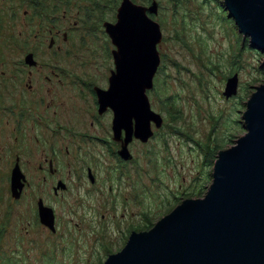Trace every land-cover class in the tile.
Masks as SVG:
<instances>
[{"label":"rangeland","instance_id":"obj_1","mask_svg":"<svg viewBox=\"0 0 264 264\" xmlns=\"http://www.w3.org/2000/svg\"><path fill=\"white\" fill-rule=\"evenodd\" d=\"M122 1L0 0V48L7 47L0 54V63L21 61L27 49L36 47V33L48 36L54 25L61 29L64 24L75 28L68 45L74 54L68 58L60 55L55 62L73 63L82 77L86 73L83 78L106 85L114 69L111 51L115 47L103 24L116 20ZM133 1L143 6L156 1L160 6L154 20L163 32L158 45L161 65L148 95L163 124L161 130L153 127L156 136L149 143L134 145V166L128 167L126 175L107 174L116 197H107V215L114 214V204L118 206L114 217L122 230L130 221L145 226L149 223L145 218L155 224L179 200L204 197L202 193L212 184L207 174L214 167L206 162L205 149L210 146L220 152L245 135L246 103L264 83V54L240 33L223 0ZM38 57L40 61L51 58L41 52ZM234 74L239 75L238 94L227 99L223 95L226 81ZM82 191L76 184L75 193ZM119 195L129 200L120 204ZM7 199L5 204L0 202V264H103L107 260L100 248L104 239L110 253L124 247L118 241L116 224H108L102 234L78 227L82 216L65 210L60 212L56 249L42 240L40 235L46 232L22 219V213L11 209L14 206ZM84 201L75 195L73 208ZM60 207L66 206L60 203Z\"/></svg>","mask_w":264,"mask_h":264},{"label":"flooded vegetation","instance_id":"obj_2","mask_svg":"<svg viewBox=\"0 0 264 264\" xmlns=\"http://www.w3.org/2000/svg\"><path fill=\"white\" fill-rule=\"evenodd\" d=\"M116 21L117 16L111 23ZM62 25L61 29L54 25L48 36L36 33V47L27 49L21 61L0 63V202L5 204L8 197V205L14 206L11 209L21 212L22 219L34 228L44 230L42 240L56 249L60 212L65 210L82 216L78 227H90L102 234L108 224H116L118 241L125 247L133 233L149 231L156 223L151 225V220L145 218L144 222H149L145 226L130 221L125 230L120 229V221L114 217L118 206L114 204V214L107 215V197H115V187L108 183L107 174L126 175L128 167L134 166V145L149 143L156 132L146 143L133 135L127 145L131 158H122L126 130L116 134L115 113L111 107L102 108L98 95L109 89L115 64L104 85L97 79L83 78L86 73L82 77L73 63L55 62L60 55L68 58L74 54L68 45L75 28ZM41 39L44 41L38 42ZM6 49L1 47L0 54ZM39 52L51 58L40 61ZM29 56L35 63L27 61ZM132 125H136L134 120ZM151 125L153 129L155 124ZM76 184L82 192L75 193ZM75 195L85 198L76 210ZM128 200L121 195L117 198L120 204ZM184 200H179L176 207ZM60 203L66 207L61 208ZM125 217L123 214L121 219ZM100 248L106 259L115 254L108 251L106 239Z\"/></svg>","mask_w":264,"mask_h":264},{"label":"water","instance_id":"obj_3","mask_svg":"<svg viewBox=\"0 0 264 264\" xmlns=\"http://www.w3.org/2000/svg\"><path fill=\"white\" fill-rule=\"evenodd\" d=\"M223 2L251 47L264 54V0ZM159 8L156 1L147 7L123 0L116 23L104 24L115 47V70L109 89L98 95L102 108L115 113L116 134L126 130L120 152L125 160L131 158L127 145L133 135L146 143L154 135L151 124H163L147 94L161 65L163 32L153 18ZM31 57L27 61L35 63ZM238 88L234 74L223 95L234 97ZM243 122L245 135L219 152L204 197L185 199L149 231L133 233L103 264H264V83L248 99Z\"/></svg>","mask_w":264,"mask_h":264},{"label":"trees","instance_id":"obj_4","mask_svg":"<svg viewBox=\"0 0 264 264\" xmlns=\"http://www.w3.org/2000/svg\"><path fill=\"white\" fill-rule=\"evenodd\" d=\"M176 1H179V0H176ZM246 40H247V42H250L249 38H247ZM235 58H236L237 61H239V59H240V54L237 55ZM237 61H236L235 63H237ZM221 151H222V150H221ZM218 153H219V150H217V149L212 150V149H210V146L207 147V148L205 149V157H204L205 160H206V162H208V164H210L211 166H213L214 163H215V161L217 160ZM211 170H212V169H211ZM212 172H213V170H212L210 173L207 174V176L210 175V178H211V179H212ZM202 176H204V174H203ZM208 188H209V187H207V190H208ZM206 193H207V192H206ZM206 193H205V194H206ZM205 194L202 193V195H205ZM151 225H154V224H151Z\"/></svg>","mask_w":264,"mask_h":264},{"label":"bare ground","instance_id":"obj_5","mask_svg":"<svg viewBox=\"0 0 264 264\" xmlns=\"http://www.w3.org/2000/svg\"><path fill=\"white\" fill-rule=\"evenodd\" d=\"M111 23V22H110Z\"/></svg>","mask_w":264,"mask_h":264}]
</instances>
